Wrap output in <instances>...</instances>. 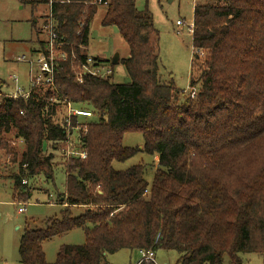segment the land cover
<instances>
[{"label": "trees", "instance_id": "trees-1", "mask_svg": "<svg viewBox=\"0 0 264 264\" xmlns=\"http://www.w3.org/2000/svg\"><path fill=\"white\" fill-rule=\"evenodd\" d=\"M92 1L52 0L54 28L67 52L53 85L33 88L27 98H0V149L17 168L10 174L14 200L30 195L23 177L54 181L50 148L64 172L57 195L63 207L42 227L24 228L20 263L104 264L118 250L143 249L173 250L178 264H241V253H263L264 0L194 5L188 84L194 96L160 82L159 38L146 6ZM99 5H105L101 25L115 26L127 44L120 62L128 82H113L112 63L97 56L91 65L107 64L111 74L78 78L89 65L85 49ZM44 44L45 38L32 51ZM64 100L91 116H70L68 128ZM127 132L141 133L143 146H124ZM67 139L84 158L64 155ZM138 151L157 155L151 183L144 164L112 166ZM76 228L83 243L61 245L47 262L44 241Z\"/></svg>", "mask_w": 264, "mask_h": 264}, {"label": "rangeland", "instance_id": "rangeland-1", "mask_svg": "<svg viewBox=\"0 0 264 264\" xmlns=\"http://www.w3.org/2000/svg\"><path fill=\"white\" fill-rule=\"evenodd\" d=\"M32 0H0V88L3 82L13 85L10 76H17L20 85L27 86L29 65L17 61L18 56L25 55L35 59L32 52L45 35L41 26L47 18V4L31 5ZM214 2V0H136L138 9L148 8L152 15L153 27L158 35V67L160 82L169 84L174 90H189V76L193 59L191 34L188 26L193 21L195 4ZM105 5H99L90 23L87 55L103 58L108 62L118 54L119 61L112 64L111 80L115 83L129 81L124 65L120 59L127 57L128 47L115 26H102L101 19ZM182 21L177 26L176 21ZM38 43V45H37ZM35 68V65H33ZM197 88V87H196ZM189 92V91H188ZM8 136V135H7ZM122 144L127 147L141 148L143 137L139 132H127L123 135ZM14 148L19 155L24 149L22 140H15ZM1 150V149H0ZM5 153L4 150H1ZM53 154L54 181L45 180L40 175L29 178L27 189L30 195L24 200L12 197L14 179L11 173L16 172V164L4 163L0 171V264H21L19 260V238L25 227L36 228L44 225L43 220L58 215L62 205L57 201L58 193L63 190L64 172L59 162L60 154L49 149ZM136 164L146 166L145 179L151 183L157 155L138 151L123 162H112L117 170H124ZM23 207V212H18ZM83 208L75 210L80 213ZM84 233L80 228L72 229L62 235L44 241L42 249L47 262L52 263L61 245L81 244ZM241 264H264L263 253H241ZM140 255L138 250L121 249L105 257L104 264H136ZM178 254L173 250H157V264H178ZM227 256L223 262H228ZM206 264V263H205Z\"/></svg>", "mask_w": 264, "mask_h": 264}, {"label": "built area", "instance_id": "built-area-1", "mask_svg": "<svg viewBox=\"0 0 264 264\" xmlns=\"http://www.w3.org/2000/svg\"><path fill=\"white\" fill-rule=\"evenodd\" d=\"M92 2H97L100 4L101 0H93ZM52 0H48L47 6V18H45L43 25L41 26L43 33L45 34V44L41 49H36L32 51L35 54V59L31 57H27L25 55L18 56L17 61L25 62L29 65V71L27 75V86L20 85L19 79L17 76H10V80L13 85L11 87L8 84L3 82L0 88V98L2 96L12 97V98H27L33 88L36 87H47L53 85V79L57 68L60 63L65 60L67 56V52L64 50V42L62 39H59L57 33L55 31V24L51 17V13L49 10V6L51 5ZM105 4V2H104ZM176 25L179 26L182 24V21L177 20ZM191 26V24H190ZM188 26V29L189 27ZM190 30V29H189ZM86 62L90 65H83L82 70L79 72L78 78L81 77L82 73H90L92 75H108L111 74V68L107 64H94L93 56L87 55ZM35 65V68H33ZM190 96H194L196 92L195 89L189 91ZM65 103L66 109V121L69 122L70 116H91V112L86 109L75 108L68 102L67 100L63 101ZM69 128V123H68ZM64 155L66 157L70 155H79L81 158L85 157V153L83 151H77L76 142L74 139H67L66 148ZM10 156L3 153L0 150V171L2 168V164L9 163ZM21 185L28 186V178L21 179ZM17 211L23 212V207H18ZM140 258L136 264H142V262H152L153 264H157L155 261V252L152 250H138Z\"/></svg>", "mask_w": 264, "mask_h": 264}, {"label": "water", "instance_id": "water-1", "mask_svg": "<svg viewBox=\"0 0 264 264\" xmlns=\"http://www.w3.org/2000/svg\"><path fill=\"white\" fill-rule=\"evenodd\" d=\"M119 61V56L118 54H116L115 56H113L112 60H111V63L112 64H117Z\"/></svg>", "mask_w": 264, "mask_h": 264}, {"label": "crops", "instance_id": "crops-1", "mask_svg": "<svg viewBox=\"0 0 264 264\" xmlns=\"http://www.w3.org/2000/svg\"><path fill=\"white\" fill-rule=\"evenodd\" d=\"M1 176V175H0ZM28 187L30 188V186L28 185ZM63 206V205H62Z\"/></svg>", "mask_w": 264, "mask_h": 264}]
</instances>
